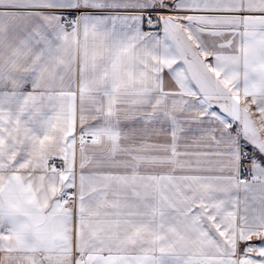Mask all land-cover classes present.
I'll return each instance as SVG.
<instances>
[{"label": "snow or ice", "instance_id": "6c2138e0", "mask_svg": "<svg viewBox=\"0 0 264 264\" xmlns=\"http://www.w3.org/2000/svg\"><path fill=\"white\" fill-rule=\"evenodd\" d=\"M0 264H264V0H0Z\"/></svg>", "mask_w": 264, "mask_h": 264}]
</instances>
